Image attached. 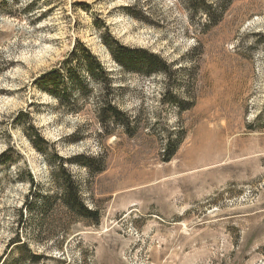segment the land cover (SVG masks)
Masks as SVG:
<instances>
[{
	"label": "rangeland",
	"instance_id": "rangeland-1",
	"mask_svg": "<svg viewBox=\"0 0 264 264\" xmlns=\"http://www.w3.org/2000/svg\"><path fill=\"white\" fill-rule=\"evenodd\" d=\"M7 1L0 156L11 148L16 163L0 166V264H264V0ZM105 35L160 56L169 72H123ZM81 47L112 74L129 128L105 134L99 83L88 81L79 113L42 91L56 71L60 92H74L65 68ZM30 126L48 156L26 138ZM52 151L104 166H68L98 225L73 223L59 205L41 231V216L26 213L28 199L54 194ZM17 236L27 250L12 247Z\"/></svg>",
	"mask_w": 264,
	"mask_h": 264
},
{
	"label": "trees",
	"instance_id": "trees-1",
	"mask_svg": "<svg viewBox=\"0 0 264 264\" xmlns=\"http://www.w3.org/2000/svg\"><path fill=\"white\" fill-rule=\"evenodd\" d=\"M2 1L1 8L8 7L7 0ZM209 11L206 10V15H209ZM102 44L107 49L111 60L118 66L123 72L129 74H138L145 77H153L155 75L167 74L169 72L168 64L158 55L150 53L144 49H133L124 46L119 41L114 39L111 35H105L102 37ZM81 51L78 55L75 54L70 62L71 67H66V78L69 79L70 85L73 87L74 92L68 91L60 92L62 86H64V77L60 76V72L54 71L51 74L43 77L42 91L48 93L54 97L59 104L63 107H67L71 113H79L80 109L77 107L78 101H88L92 95V90L88 81L91 83H99L102 86V97L98 101V121L99 124L106 130L105 134H108V129L112 128H129L131 125L128 115L122 112L115 104L114 100V80L112 74L104 67L98 57L94 56L88 49L81 47ZM83 71L84 76L79 75L78 72ZM100 86V87H101ZM174 103L175 98L171 100ZM77 105V106H75ZM29 130L25 131L26 138L30 141L36 152L49 155L50 150L47 148V142L43 138L42 134L34 126H30ZM105 132V131H104ZM113 132H110L112 134ZM170 148V147H169ZM168 148V150H169ZM53 152V151H52ZM51 152V153H52ZM13 149L8 148L0 156V166L5 169H9L16 163V160L12 159ZM49 160V167H53L52 182L54 188L53 196H37L32 201L28 199L25 204L26 213L30 215L36 213L41 216V231L47 225V222H51L54 217L56 209L63 207L67 210L68 215L73 223H85V224H99V212L97 210L90 209L86 206L82 197V189L80 184L70 173L69 165L84 168L91 174L103 173L104 166H97L98 162L86 156H79L73 159H64L57 153L53 152ZM97 166V167H96ZM26 178H22L21 181L29 184L31 193L36 190L37 185L30 170H26ZM60 205V206H59ZM24 211L20 212V222H24ZM12 247L19 250H27V245L21 241L19 236L12 241ZM31 255V254H30ZM32 259H38V256H32ZM21 257L17 263L21 262Z\"/></svg>",
	"mask_w": 264,
	"mask_h": 264
},
{
	"label": "bare ground",
	"instance_id": "bare-ground-1",
	"mask_svg": "<svg viewBox=\"0 0 264 264\" xmlns=\"http://www.w3.org/2000/svg\"><path fill=\"white\" fill-rule=\"evenodd\" d=\"M203 131H204V130H203ZM203 131H202V132H203ZM200 134H201V133H200ZM214 134H215V133H214ZM203 135H204V136H203ZM203 135H202V136H203L204 138H206V141H207V139H208V135H209V140L211 139V138H210V137H211L210 134H208V135H207V134H203ZM213 136H214V135H213ZM200 138H202V137H200ZM200 140H201V139H200ZM203 140H204V139H203ZM203 140H202V141H203ZM209 140H208V141H209ZM204 142H205V141H204ZM205 143H206V142H205ZM219 150H220V149H219Z\"/></svg>",
	"mask_w": 264,
	"mask_h": 264
}]
</instances>
